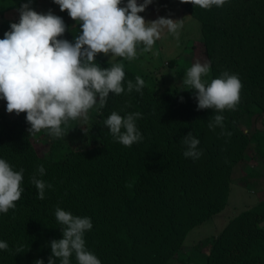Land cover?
<instances>
[{
  "label": "trees",
  "instance_id": "trees-1",
  "mask_svg": "<svg viewBox=\"0 0 264 264\" xmlns=\"http://www.w3.org/2000/svg\"><path fill=\"white\" fill-rule=\"evenodd\" d=\"M21 5L5 9L19 14ZM183 10L198 23V40L210 64L202 81L210 83L224 72L239 78L236 109L198 110L195 90L182 88L188 67L184 70L174 58L161 68L148 61L145 67L122 63L125 91L110 92L103 108L97 96L86 118L62 125L70 134L64 142L50 141L40 175L38 159L21 136L30 126L26 114L7 116L1 107L0 121L6 127L0 130V159L14 171H24L15 208L0 213V242L8 244L7 250L0 249V264H48L50 241L62 238V225L55 218L58 207L90 218L85 249L101 264H170L178 256L179 264H264V201L203 240L206 252L192 245L182 254L188 233L226 207L232 170L246 159L247 146L253 145L264 160V135L239 127L241 116L252 119L264 113V0H226L210 9L184 3ZM16 22H0V39ZM79 34L76 24L66 26L59 38L74 42ZM105 59L97 55L95 62L111 67L112 61ZM137 76L144 87L128 92V81L135 84ZM0 101L6 107V101ZM112 112L122 117L141 113L135 124L142 139L130 147L115 140L104 124ZM215 115L224 117L223 128H209ZM189 132L199 140L197 150L202 153L195 160L183 155ZM33 176L51 185L43 200L31 183ZM69 261L77 264L74 253Z\"/></svg>",
  "mask_w": 264,
  "mask_h": 264
},
{
  "label": "clouds",
  "instance_id": "clouds-1",
  "mask_svg": "<svg viewBox=\"0 0 264 264\" xmlns=\"http://www.w3.org/2000/svg\"><path fill=\"white\" fill-rule=\"evenodd\" d=\"M60 11L67 10L69 17L80 24V34L74 42L60 39L66 31L63 19L49 11L37 13L30 7L31 0L19 8V21L0 39V99L6 101V112L26 114L30 135L46 131L53 138L66 135L62 125L70 120L87 116L88 110L97 104L104 107L109 93L120 95L125 91L124 65L116 63L117 57L129 61L140 52L151 51L161 32L179 38L182 27L178 20L160 17L146 22L138 15L152 3V0H127L121 7V0H53ZM202 9L222 7L226 0H180ZM97 54H111V67H100L95 62ZM210 64L199 62L187 69L182 80L183 89L195 90L197 109H214L217 112L235 110L240 101L242 84L236 75L227 72L210 83L202 81L208 76ZM144 80L137 76L135 84L127 83V91L140 92ZM183 98L181 97V100ZM141 113H129L122 117L116 112L104 121L111 135L120 144L130 147L142 137L135 121ZM224 117L215 115L209 128H223ZM123 129V131H122ZM231 135V133H228ZM186 150L183 155L198 159L199 140L189 132L183 140ZM23 169L14 171L4 159H0V213L15 208L20 199ZM37 172L43 175L41 165ZM31 183L37 189L38 199L43 200L46 185L32 177ZM55 218L62 225V238L50 241L51 255L48 264H70L75 254L77 264H101L100 260L85 249L84 233L92 228L88 217H76L56 208ZM0 249L7 250L8 244L0 242ZM22 249L18 248L17 253ZM35 264H44L37 260Z\"/></svg>",
  "mask_w": 264,
  "mask_h": 264
},
{
  "label": "rangeland",
  "instance_id": "rangeland-1",
  "mask_svg": "<svg viewBox=\"0 0 264 264\" xmlns=\"http://www.w3.org/2000/svg\"><path fill=\"white\" fill-rule=\"evenodd\" d=\"M17 2L24 4L27 3L28 0H0V22L5 20L19 21V14L12 9H5L11 7V5L17 4ZM126 3L127 0H121L120 6L123 7ZM137 3H143V0H139ZM183 4L184 3H180V0H152V3L149 4L143 12L138 13L146 22H152L160 17L178 20L177 22L182 25L179 29V38L177 39L165 29L161 32L160 39L155 41L151 51L140 52L138 49V55L135 59L129 61L120 58L121 63L129 66L140 65V67H145V61H148L150 65H156L157 68H161L162 64L164 66L166 65L164 64L166 59L174 58L183 66L184 70L187 69V67L190 68L197 62L201 64L207 63L202 51L203 48L198 40V23L185 13ZM30 7L32 10L41 14H46L51 11L52 14L61 17L67 27L79 24L69 17L67 10L60 11L59 6L53 3V0H31ZM97 55L111 62L109 61L111 54ZM162 59H165V61ZM115 62L120 63L118 57ZM1 107L6 109L0 101V110ZM6 115L10 116V113H6ZM239 123L240 129L244 132L245 130H249L250 132L256 130L259 134L264 135V113L258 117L254 116L252 119H247L243 115L240 117ZM5 127V124L0 121V130ZM29 127L30 126L24 129L21 136L27 139L26 142L34 153V156L38 159L37 164L41 166L42 163L40 162L46 159L45 157L48 155L50 141L54 138L44 131L30 135L27 131ZM82 127H84V124H82ZM65 133L66 135L62 137L63 142L67 140L70 130L65 131ZM252 143H254V141ZM245 157L246 159L236 165L232 170L233 183L231 184L226 207L223 211L212 216L188 233L185 239L188 244L185 245L182 254L187 253L192 245L193 248L200 249V252H206L208 246H201L203 240L218 233L229 220L239 213L264 201V160L262 161L255 154L253 145L247 146ZM241 179L243 181H241ZM178 257L170 264H179L175 261Z\"/></svg>",
  "mask_w": 264,
  "mask_h": 264
}]
</instances>
